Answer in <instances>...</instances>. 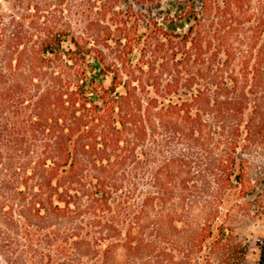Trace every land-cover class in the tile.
I'll list each match as a JSON object with an SVG mask.
<instances>
[{"label": "trees", "instance_id": "16d2710c", "mask_svg": "<svg viewBox=\"0 0 264 264\" xmlns=\"http://www.w3.org/2000/svg\"><path fill=\"white\" fill-rule=\"evenodd\" d=\"M13 28L0 160L25 178L0 177L2 264H249L264 0H25Z\"/></svg>", "mask_w": 264, "mask_h": 264}, {"label": "rangeland", "instance_id": "374dc122", "mask_svg": "<svg viewBox=\"0 0 264 264\" xmlns=\"http://www.w3.org/2000/svg\"><path fill=\"white\" fill-rule=\"evenodd\" d=\"M23 20H25V0H0V45H4L5 50L8 43L4 44V42L10 40L11 32L14 30L13 25ZM0 161L3 163L0 166V177L4 179H10L11 177L25 178V160H12L14 167L9 166L11 160ZM251 161L254 163L250 167L251 170H249L250 178L257 170V161ZM1 201L3 200L1 199ZM17 202L19 203V200ZM238 227L242 239L252 247L249 264H260L262 254L258 244H264V217L261 219H244ZM0 264H2L1 261Z\"/></svg>", "mask_w": 264, "mask_h": 264}]
</instances>
